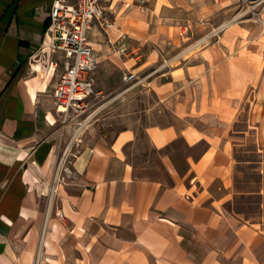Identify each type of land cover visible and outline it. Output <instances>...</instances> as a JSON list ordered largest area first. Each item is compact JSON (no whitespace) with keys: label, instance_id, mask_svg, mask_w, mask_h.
I'll list each match as a JSON object with an SVG mask.
<instances>
[{"label":"crops","instance_id":"obj_1","mask_svg":"<svg viewBox=\"0 0 264 264\" xmlns=\"http://www.w3.org/2000/svg\"><path fill=\"white\" fill-rule=\"evenodd\" d=\"M50 4L0 0V264H264V231L234 210L233 158L243 116L264 111V6L262 22L239 0L105 6L111 26L87 32L95 88L131 74L168 116L144 128L151 152L136 162L132 128L64 146L63 59L42 46Z\"/></svg>","mask_w":264,"mask_h":264},{"label":"rangeland","instance_id":"obj_2","mask_svg":"<svg viewBox=\"0 0 264 264\" xmlns=\"http://www.w3.org/2000/svg\"><path fill=\"white\" fill-rule=\"evenodd\" d=\"M93 89L94 94L85 100L84 112L78 117L64 115L60 111L59 124L70 125L64 146L72 136L84 137L88 133L89 140L105 136L107 141H111L118 131L132 128L137 132L138 141L130 148L129 156L139 162L141 155L151 152L144 137V128L168 117L167 114L164 111L159 113L160 108L153 95L135 86L133 80L114 92L99 93L95 85ZM238 132L240 135L233 153L237 193L234 210L264 231V111L258 105L251 104L238 126Z\"/></svg>","mask_w":264,"mask_h":264},{"label":"built area","instance_id":"obj_3","mask_svg":"<svg viewBox=\"0 0 264 264\" xmlns=\"http://www.w3.org/2000/svg\"><path fill=\"white\" fill-rule=\"evenodd\" d=\"M112 1L124 0H51L48 10L49 27L45 33L47 41L43 42V50L60 55L63 59L62 71L53 90L56 105L64 115L73 114L78 117L85 108V100L94 94V82L89 76L95 68V57L88 44L87 32L94 25L108 28L111 22L105 13V6ZM242 13L250 14L251 19L262 22L260 13L254 9L264 6V0H239ZM235 18L232 19L234 21ZM227 21L211 30L193 43L194 47H205L211 39L218 40L221 32L232 22ZM126 36L122 35L113 45L114 51L124 55L129 52L125 44ZM133 75L125 77L129 82ZM70 154L66 147L61 155L65 159ZM55 215L62 218L60 211Z\"/></svg>","mask_w":264,"mask_h":264}]
</instances>
